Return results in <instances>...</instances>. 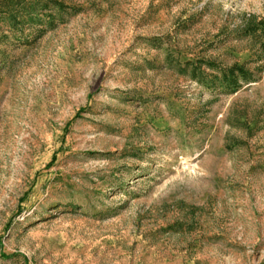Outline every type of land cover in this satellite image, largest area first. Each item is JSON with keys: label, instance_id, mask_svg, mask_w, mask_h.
I'll return each instance as SVG.
<instances>
[{"label": "rangeland", "instance_id": "374dc122", "mask_svg": "<svg viewBox=\"0 0 264 264\" xmlns=\"http://www.w3.org/2000/svg\"><path fill=\"white\" fill-rule=\"evenodd\" d=\"M45 1L0 0V264H264V0Z\"/></svg>", "mask_w": 264, "mask_h": 264}, {"label": "trees", "instance_id": "16d2710c", "mask_svg": "<svg viewBox=\"0 0 264 264\" xmlns=\"http://www.w3.org/2000/svg\"><path fill=\"white\" fill-rule=\"evenodd\" d=\"M45 2L46 3L44 5H42L41 7L46 8L47 6H50L51 4L61 6V4L59 2H54L53 0H46ZM35 11L37 12V14L39 12H42V10H38V9H36ZM7 13H8V16H9L10 20H15V21L17 20L16 14L13 11H8ZM28 17H29V19H35V18L32 17V15L30 13H28ZM173 61L178 63V66L180 68L181 73H184V72H186L188 70V68H191V70H192L191 71V77L194 78V79H197L201 83H204L205 73L201 70L202 61H197L196 63L192 62V61H187L185 63H181L178 60H172V62ZM221 71L222 72H227V70H225V69H222ZM226 77L227 76L225 74L224 78H226ZM216 78L217 77L215 76V79Z\"/></svg>", "mask_w": 264, "mask_h": 264}]
</instances>
